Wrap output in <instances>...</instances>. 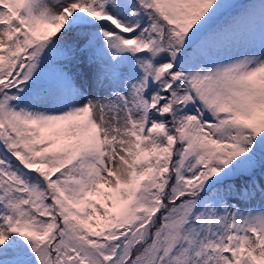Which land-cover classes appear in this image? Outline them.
<instances>
[{
	"label": "snow or ice",
	"instance_id": "obj_1",
	"mask_svg": "<svg viewBox=\"0 0 264 264\" xmlns=\"http://www.w3.org/2000/svg\"><path fill=\"white\" fill-rule=\"evenodd\" d=\"M0 264H264V0H0Z\"/></svg>",
	"mask_w": 264,
	"mask_h": 264
}]
</instances>
